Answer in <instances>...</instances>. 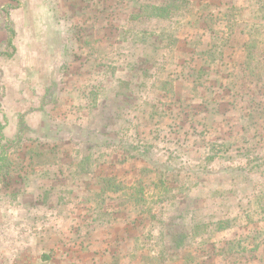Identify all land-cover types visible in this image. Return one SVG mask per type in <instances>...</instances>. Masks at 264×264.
<instances>
[{
	"label": "rangeland",
	"instance_id": "1",
	"mask_svg": "<svg viewBox=\"0 0 264 264\" xmlns=\"http://www.w3.org/2000/svg\"><path fill=\"white\" fill-rule=\"evenodd\" d=\"M0 240L264 264V0H0Z\"/></svg>",
	"mask_w": 264,
	"mask_h": 264
},
{
	"label": "crops",
	"instance_id": "2",
	"mask_svg": "<svg viewBox=\"0 0 264 264\" xmlns=\"http://www.w3.org/2000/svg\"><path fill=\"white\" fill-rule=\"evenodd\" d=\"M113 220L111 219V222L110 223H112L113 224ZM112 224H108L107 225V227H108V229H107V227H106V230H108L109 231V226L110 225H112ZM107 231V232H108ZM107 232L105 233V235L102 237L103 239H105V241H109L110 239H112V237L113 236H110V235H108L107 234ZM8 242V240H6V242L4 243V241H2V240H0V263L3 261H5L6 259V257H8L7 259L8 260H13V250L11 249L12 248V246L10 245V247H8L7 248V250H6V248H4V245L6 244ZM12 242V240H10V243ZM97 244V243H96ZM4 255V256H3ZM2 262V263H3ZM1 263V264H2Z\"/></svg>",
	"mask_w": 264,
	"mask_h": 264
}]
</instances>
